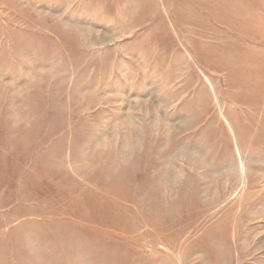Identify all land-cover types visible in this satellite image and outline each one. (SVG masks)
Wrapping results in <instances>:
<instances>
[{
  "label": "rangeland",
  "instance_id": "obj_1",
  "mask_svg": "<svg viewBox=\"0 0 264 264\" xmlns=\"http://www.w3.org/2000/svg\"><path fill=\"white\" fill-rule=\"evenodd\" d=\"M0 264H264V0H0Z\"/></svg>",
  "mask_w": 264,
  "mask_h": 264
}]
</instances>
